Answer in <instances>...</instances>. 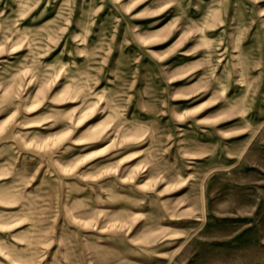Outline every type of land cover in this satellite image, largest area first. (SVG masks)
<instances>
[{
  "label": "rangeland",
  "instance_id": "374dc122",
  "mask_svg": "<svg viewBox=\"0 0 264 264\" xmlns=\"http://www.w3.org/2000/svg\"><path fill=\"white\" fill-rule=\"evenodd\" d=\"M0 264H264V0H0Z\"/></svg>",
  "mask_w": 264,
  "mask_h": 264
}]
</instances>
